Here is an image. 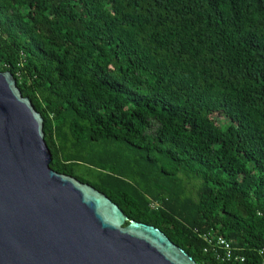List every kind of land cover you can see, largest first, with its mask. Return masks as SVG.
<instances>
[{
	"label": "trees",
	"instance_id": "trees-1",
	"mask_svg": "<svg viewBox=\"0 0 264 264\" xmlns=\"http://www.w3.org/2000/svg\"><path fill=\"white\" fill-rule=\"evenodd\" d=\"M0 72L53 171L197 264H264V0H0Z\"/></svg>",
	"mask_w": 264,
	"mask_h": 264
},
{
	"label": "water",
	"instance_id": "water-1",
	"mask_svg": "<svg viewBox=\"0 0 264 264\" xmlns=\"http://www.w3.org/2000/svg\"><path fill=\"white\" fill-rule=\"evenodd\" d=\"M51 161L42 116L0 72V264H197Z\"/></svg>",
	"mask_w": 264,
	"mask_h": 264
},
{
	"label": "built area",
	"instance_id": "built-area-1",
	"mask_svg": "<svg viewBox=\"0 0 264 264\" xmlns=\"http://www.w3.org/2000/svg\"><path fill=\"white\" fill-rule=\"evenodd\" d=\"M213 248L220 251V253H218V256L222 261H244L241 256L235 254V250L232 247V244L222 238H217L216 240H214Z\"/></svg>",
	"mask_w": 264,
	"mask_h": 264
},
{
	"label": "rangeland",
	"instance_id": "rangeland-1",
	"mask_svg": "<svg viewBox=\"0 0 264 264\" xmlns=\"http://www.w3.org/2000/svg\"><path fill=\"white\" fill-rule=\"evenodd\" d=\"M78 173H79V175H85V174H87L88 173L87 167H80L78 169Z\"/></svg>",
	"mask_w": 264,
	"mask_h": 264
}]
</instances>
